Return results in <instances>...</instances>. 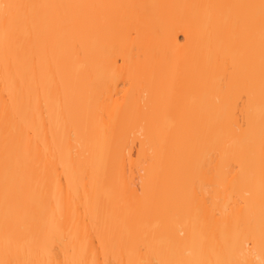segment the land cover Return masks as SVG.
I'll use <instances>...</instances> for the list:
<instances>
[{"label":"bare ground","instance_id":"1","mask_svg":"<svg viewBox=\"0 0 264 264\" xmlns=\"http://www.w3.org/2000/svg\"><path fill=\"white\" fill-rule=\"evenodd\" d=\"M0 261L264 264L261 0H0Z\"/></svg>","mask_w":264,"mask_h":264},{"label":"snow or ice","instance_id":"2","mask_svg":"<svg viewBox=\"0 0 264 264\" xmlns=\"http://www.w3.org/2000/svg\"><path fill=\"white\" fill-rule=\"evenodd\" d=\"M0 7L4 8L6 10L4 13V22H5V29L7 32V29L14 23V19H15L10 14L9 10L15 9V8H20L23 6L22 5H14V4H5V5H0ZM260 8H261V24H262V29H264V0H261ZM0 264H4V262L0 261ZM48 264H52V262L49 261ZM56 264H60V262L57 261ZM64 264H88V262L86 260H81L79 262L65 261Z\"/></svg>","mask_w":264,"mask_h":264}]
</instances>
